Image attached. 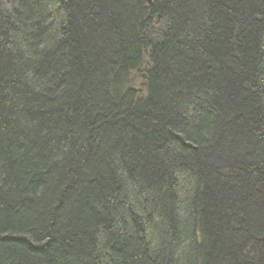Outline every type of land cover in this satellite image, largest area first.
<instances>
[{"label":"trees","instance_id":"16d2710c","mask_svg":"<svg viewBox=\"0 0 264 264\" xmlns=\"http://www.w3.org/2000/svg\"><path fill=\"white\" fill-rule=\"evenodd\" d=\"M0 264H264V0H0Z\"/></svg>","mask_w":264,"mask_h":264},{"label":"water","instance_id":"95a60500","mask_svg":"<svg viewBox=\"0 0 264 264\" xmlns=\"http://www.w3.org/2000/svg\"><path fill=\"white\" fill-rule=\"evenodd\" d=\"M147 1H148V3H150L151 0H147Z\"/></svg>","mask_w":264,"mask_h":264}]
</instances>
